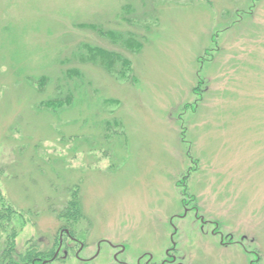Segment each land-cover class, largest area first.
Returning <instances> with one entry per match:
<instances>
[{
    "label": "rangeland",
    "instance_id": "1",
    "mask_svg": "<svg viewBox=\"0 0 264 264\" xmlns=\"http://www.w3.org/2000/svg\"><path fill=\"white\" fill-rule=\"evenodd\" d=\"M125 3L146 36L130 68L81 60L112 49L89 25L130 30ZM0 195L25 213L18 251L56 238L46 264H264V0H0Z\"/></svg>",
    "mask_w": 264,
    "mask_h": 264
},
{
    "label": "trees",
    "instance_id": "2",
    "mask_svg": "<svg viewBox=\"0 0 264 264\" xmlns=\"http://www.w3.org/2000/svg\"><path fill=\"white\" fill-rule=\"evenodd\" d=\"M120 9L121 11L118 13V25H120L122 21L124 26L126 25V27L130 28V30L124 29L125 31H119L114 29H106L100 24L89 25L92 30L98 33V35L103 38L107 37L109 39V45L112 47V49L100 45L93 46L89 44H80L78 46L81 60L84 62L90 61L94 64L102 65V67L105 66L108 70L110 68L109 71L112 73L117 72L121 67H126L125 71H127V69L130 68L129 64L131 62L128 59V52L133 53L138 51L141 48L143 42L146 40L145 35H139L137 32L133 31V28L136 27L135 25L139 26L142 21L138 19L139 17H137L135 14L134 6L131 3H125ZM141 25H143V23ZM83 47L87 48L88 53H82L84 50ZM113 47L116 49H113ZM116 67L118 68L115 71ZM66 73L69 74L71 79L74 81H77V79H80L81 81L83 77L82 72L79 69L68 68L64 72L65 80L61 82V85L57 84L58 86L55 87L54 94H52L50 97L44 98L39 102L40 106H44V108L48 109V111L53 114H57L58 107L64 106L65 108L69 106L71 107L73 105V93H71L70 87H66V84L67 86L70 85V82L67 79L70 77H68ZM34 81H36L38 84L37 88L40 91H45L44 84L50 83L51 79L44 76L41 78H36ZM99 98L100 102L103 103V106L104 104H107L108 99L101 98L100 96ZM56 116L58 117V115ZM104 122L107 123V121H103L101 123L102 127ZM118 122L116 120H108V124L110 126H114L118 124ZM75 138L84 140L85 136H76ZM109 138L113 140L114 135H106L105 140H109ZM117 138L119 141L123 140L120 136ZM119 141H103L100 143L105 145L108 150L112 149L115 152L116 148L124 147V145ZM78 191L79 190L76 188V186L69 191L68 198L64 199L65 202L63 203V206L60 207V212L56 214V218L63 219L65 221V224L61 227L66 229V231L63 233L65 235L68 234L69 237L73 239L74 237H77V234L78 237L81 235L72 229L73 226L79 225L81 221L85 219L83 213L81 212V202ZM4 200L5 199H3L0 195V264H39L38 261L48 259L52 253V247L57 241L56 238L54 240L55 242L51 241L49 244L45 243V246H47L44 247L45 249H41L39 247V245L42 244V240L38 239L34 243L29 244L23 252L17 250L15 246V238L17 236V230L25 223V213L23 210L14 207L8 200H5V202Z\"/></svg>",
    "mask_w": 264,
    "mask_h": 264
},
{
    "label": "flooded vegetation",
    "instance_id": "3",
    "mask_svg": "<svg viewBox=\"0 0 264 264\" xmlns=\"http://www.w3.org/2000/svg\"><path fill=\"white\" fill-rule=\"evenodd\" d=\"M66 235H68V234H66ZM69 239H73V238H70L69 237V235L67 236ZM62 241V242H61ZM62 244H63V239H62V237L60 236V238H59V246H62ZM170 250L171 249H166V252H170ZM168 253H166V254H168ZM54 257V256H53ZM51 262V259H45V260H41L40 261V263L39 264H46V262ZM146 264H149V263H146Z\"/></svg>",
    "mask_w": 264,
    "mask_h": 264
}]
</instances>
